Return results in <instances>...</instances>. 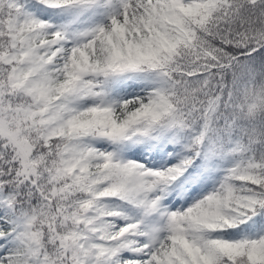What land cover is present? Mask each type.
<instances>
[{
  "label": "snow or ice",
  "instance_id": "snow-or-ice-1",
  "mask_svg": "<svg viewBox=\"0 0 264 264\" xmlns=\"http://www.w3.org/2000/svg\"><path fill=\"white\" fill-rule=\"evenodd\" d=\"M0 264H264V0H0Z\"/></svg>",
  "mask_w": 264,
  "mask_h": 264
}]
</instances>
